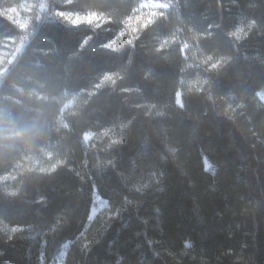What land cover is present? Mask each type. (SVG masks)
Here are the masks:
<instances>
[{"label":"trees","instance_id":"1","mask_svg":"<svg viewBox=\"0 0 264 264\" xmlns=\"http://www.w3.org/2000/svg\"><path fill=\"white\" fill-rule=\"evenodd\" d=\"M20 1L0 0V51ZM139 1L73 0L106 25L48 17L0 74V176L18 190L0 185V264H48L66 241L65 264H264V0H171L102 47ZM95 191L110 215L88 225Z\"/></svg>","mask_w":264,"mask_h":264},{"label":"rangeland","instance_id":"2","mask_svg":"<svg viewBox=\"0 0 264 264\" xmlns=\"http://www.w3.org/2000/svg\"><path fill=\"white\" fill-rule=\"evenodd\" d=\"M51 0H21L19 3L6 7L1 10L3 15L8 16L14 24H16L20 30L19 37L10 39V42L6 44V47L0 51V74L5 71V68L13 63L17 55L21 53L26 44L28 43L31 35L35 32L37 26L48 17H55L56 19H61L63 22H67L70 25H80L85 24L94 29L100 28L108 22V18L102 14L97 13V16L91 21L85 19L91 11L80 12V11H71L64 8L68 3L66 0H52L54 3L49 4ZM171 0H140L134 9L131 16H129L124 21L123 30L119 33L117 38L110 41L107 44H111L112 48L118 49L120 47L126 46L129 41H133L137 32L140 28L144 27L149 23L153 18H155L162 10L165 8H160L159 3H168L170 4ZM14 9V11H13ZM60 12H65L67 15L61 17L58 15ZM25 25L21 27V25ZM6 65V66H4ZM177 95L178 103H182L181 92ZM258 96L264 102V89L259 91ZM92 133L90 138L85 139L86 143L90 144L97 134L95 132H86ZM209 167V163H206ZM8 175L7 180L4 179V176ZM0 176V185L3 186L5 191L9 189L12 182V174H5ZM101 215H110V206L108 200L100 195L97 191L93 195V204L91 207V212L88 219V225H90L98 216ZM9 230V229H8ZM13 230V229H11ZM82 241L87 242V235H82ZM72 241H66L62 244L61 249L54 255L53 259L48 264H65L68 250L71 246Z\"/></svg>","mask_w":264,"mask_h":264},{"label":"snow or ice","instance_id":"3","mask_svg":"<svg viewBox=\"0 0 264 264\" xmlns=\"http://www.w3.org/2000/svg\"><path fill=\"white\" fill-rule=\"evenodd\" d=\"M66 2L67 3H73V0H66ZM101 6H103V5H101ZM158 6L160 7V8H169L170 7V5L168 4V3H159L158 4ZM13 11H14V9H13ZM58 15L59 16H61V17H63V16H65V15H67L65 12H60V13H58ZM161 15H163V13H161ZM97 16V13H95V12H92V13H90L88 16H86L85 17V19H87V20H89V21H91L93 18H95ZM257 24H255L254 26H256ZM25 25H21V27H24ZM217 27H219V26H217ZM209 35H211V33H209ZM226 35L227 36H229V33H226ZM233 36H235V33H233L232 34ZM129 43H131V41H129ZM87 44V41L85 40L84 42H82V44L80 45L81 47H83V46H85ZM102 47H105V48H112V45L111 44H106V45H102ZM161 47H163V45L161 46ZM189 47V45L188 44H184L183 45V48L181 49V51H183L184 49H187ZM115 50V49H114ZM210 60H212V56H208L207 57V60H206V62L207 61H210ZM131 62V61H130ZM217 64L216 63H214V64H212L211 65V67L213 68V69H215V68H217ZM104 79H111V76L110 75H105V77H104ZM207 83V82H206ZM121 91H123V92H130V91H132V89H130V88H122L121 89ZM177 95H179V94H177ZM179 102V101H178ZM180 106L181 107H183L184 105H183V103H181L180 104ZM134 107H136V108H140L141 107V105H139V104H137V105H134ZM133 119H135V118H133ZM132 124V120H129L128 121V125H121V127L122 128H124V127H128L129 125H131ZM106 132H107V130H106ZM92 135V133H85L84 134V137H85V139H88V138H90V136ZM120 143H124V141L123 140H114L113 141V144H120ZM109 163H111V161H109ZM48 171H51V169H49ZM17 229H13V231H16Z\"/></svg>","mask_w":264,"mask_h":264},{"label":"clouds","instance_id":"4","mask_svg":"<svg viewBox=\"0 0 264 264\" xmlns=\"http://www.w3.org/2000/svg\"><path fill=\"white\" fill-rule=\"evenodd\" d=\"M255 24H257V21H256L255 19H250V20L248 21V25H247V27H248L249 29H251ZM228 33H229V37H232V36H233V35H232L233 33H235V36H237V37H238L241 33H243L244 36H247V34H248L247 32L244 31V26H242V25H241V26H237V28H236L234 31H230V32H228ZM206 82H207V81H205V83H206ZM197 91H199V89H198ZM30 94H31V93H30ZM209 98H211V97H209ZM59 125L62 126V127H64V128H67V127H68V125H67L66 123L63 122V118H62V117L60 118ZM107 134H108V133L105 131L104 135H107ZM17 135L22 136L23 133H17ZM40 151L44 152L45 150H44V149H40ZM45 154L48 155V156H51V155H52L51 152H45ZM25 159H26V160H29V159H33V158L29 156V157H25ZM37 163H38V161H37ZM54 167H55V165H53V169H54ZM34 168H35V167L33 166V167H31V168H28L27 170H28V171H32ZM35 170H36L37 172H39V173H43V172L47 171L48 169H45V168L41 167V168H38V169L35 168ZM20 171H21V172L25 171V168H21ZM8 178H9L8 175H5V176H4V179H5V180H7ZM11 179H12V180H15V179H16V175H12V176H11ZM6 191L8 192L9 195H12V196H15V195L18 194V190H16V189H7Z\"/></svg>","mask_w":264,"mask_h":264}]
</instances>
